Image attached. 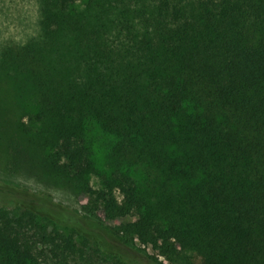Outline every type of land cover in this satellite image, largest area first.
<instances>
[{
	"label": "trees",
	"instance_id": "trees-1",
	"mask_svg": "<svg viewBox=\"0 0 264 264\" xmlns=\"http://www.w3.org/2000/svg\"><path fill=\"white\" fill-rule=\"evenodd\" d=\"M16 157L91 232L0 190V264H264V0H40L39 37L0 57Z\"/></svg>",
	"mask_w": 264,
	"mask_h": 264
},
{
	"label": "rangeland",
	"instance_id": "rangeland-1",
	"mask_svg": "<svg viewBox=\"0 0 264 264\" xmlns=\"http://www.w3.org/2000/svg\"><path fill=\"white\" fill-rule=\"evenodd\" d=\"M40 34V0H0V57L3 50L10 45H24L27 42L39 37ZM15 171H4L0 168V190L8 191L9 189H16L17 191H25L29 195L35 197H44L51 200L53 203L62 206L69 211L76 223H68L70 227H83L85 230L91 232L90 227L85 226L84 217L79 200L75 192L70 187L58 188L52 185L40 172L36 163L16 157ZM1 194V193H0ZM4 196L0 195V207L16 210L13 203L5 204ZM13 205V206H12ZM52 208V207H51ZM56 209V208H54ZM73 214V215H72ZM82 218V219H81ZM88 225V224H87ZM96 230L103 232L101 227H96ZM105 234V233H104ZM107 234V233H106ZM108 241H111L108 236ZM108 235V234H107ZM90 243V253L94 251V241L97 238L92 237ZM96 239V240H95ZM124 252V251H123ZM129 258L139 263L143 261L142 253L135 249H127ZM148 253L152 251L148 249ZM141 256V257H140ZM140 257V258H139ZM165 264L163 259H161ZM143 263V262H142ZM89 264V263H87ZM94 264H110L104 263L102 260H94Z\"/></svg>",
	"mask_w": 264,
	"mask_h": 264
}]
</instances>
